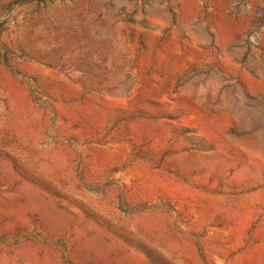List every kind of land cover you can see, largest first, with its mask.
<instances>
[{
  "label": "rangeland",
  "instance_id": "1",
  "mask_svg": "<svg viewBox=\"0 0 264 264\" xmlns=\"http://www.w3.org/2000/svg\"><path fill=\"white\" fill-rule=\"evenodd\" d=\"M0 264H264V0H0Z\"/></svg>",
  "mask_w": 264,
  "mask_h": 264
}]
</instances>
